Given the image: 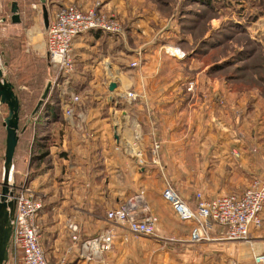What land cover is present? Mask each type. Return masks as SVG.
Instances as JSON below:
<instances>
[{"label": "crops", "instance_id": "0c3cea01", "mask_svg": "<svg viewBox=\"0 0 264 264\" xmlns=\"http://www.w3.org/2000/svg\"><path fill=\"white\" fill-rule=\"evenodd\" d=\"M46 1L55 4V10L75 1L86 11L92 3ZM151 5L150 0H106L103 9L123 24V35L92 32L76 38L74 70L67 78L70 87L65 88V79L57 82L56 103L44 105L33 132L25 129L19 137L16 158L19 150L26 156L23 139H42L38 148L49 129L52 140L60 133L51 152L58 153L52 156L56 158L52 168L32 180L43 202L37 217L40 245L52 262L66 257L68 264H98L78 260L70 251L69 224L80 229L82 238H92L107 227L108 211L140 191L147 209L157 217L158 234L166 223L175 229L190 224V231L194 226V222H181L162 198L166 182L194 208L197 192L206 198L240 194L250 178L264 180V102L257 104L253 116H248L253 119L248 120L242 108H234L232 120L228 118L225 107L217 103L225 99L224 93L214 99L216 104L212 100L196 103L199 98L193 89L183 86L186 77L181 68L190 67L192 59L188 64L171 49L162 50L161 39L169 28L163 11ZM10 16L9 9L8 20L1 19L9 39L6 48L20 53L22 23L13 24ZM38 54L47 61L45 35ZM134 62L139 65L132 67ZM111 84L115 85L112 91ZM128 92L139 98L126 102ZM73 94L80 98L74 115L80 112L81 116L76 119L63 114L64 100ZM136 152L140 157H135ZM261 217V228L251 235L257 253H264V207ZM208 235L211 241L192 244H218L223 249L217 240L222 235L219 227L210 228Z\"/></svg>", "mask_w": 264, "mask_h": 264}, {"label": "rangeland", "instance_id": "374dc122", "mask_svg": "<svg viewBox=\"0 0 264 264\" xmlns=\"http://www.w3.org/2000/svg\"><path fill=\"white\" fill-rule=\"evenodd\" d=\"M13 1L17 2L21 14L20 53L6 48L9 42L8 34L1 25L4 20L2 18L8 20L10 3ZM150 1L154 3L151 6L156 5L163 11V17L167 20L166 28H169L161 39V44L165 45L162 50L166 52V49H171V52H174L176 56L181 55L182 60L188 64L192 59L191 66L187 65L189 68L185 66L181 68L186 77L183 86L188 91L193 89V93L195 92L199 98L196 103L212 100L216 104L215 98L224 93L225 99L218 100L217 103L225 107L224 111L227 110L226 112L229 113V119L233 118L234 108L235 110L242 108L246 119H253L248 116H253L252 113L257 104L264 102V0ZM91 2L89 9L96 6L97 13L114 16L103 9L106 0ZM71 4L76 5V2L64 3V5ZM54 5L46 1L49 17L55 10ZM114 19L124 32L123 24L115 16ZM44 35L39 0H0V58L19 97L20 129L25 125L26 120L30 119V114L47 84H51V89L45 106H50L56 103V83L61 84L63 79L68 81L67 78L71 75L66 78L56 76L57 72L38 54L43 47ZM138 55L141 57L140 53ZM134 63L137 64L136 67L139 65V62ZM65 86V88L70 87L69 81ZM189 86H192L190 90ZM72 97H77V101L72 102ZM138 98L139 95L131 92L124 95L125 101L129 103ZM79 102L80 98L75 94L64 100V116H66L67 106L72 111L66 118L76 119L81 116L80 112L79 114L75 112L74 115L75 105ZM214 107L216 111H219L216 106ZM42 112L43 109L31 118L25 129L33 132L36 124L34 120L41 118ZM4 114L6 110L0 104V190L5 143V131L2 127ZM42 131L40 129V133ZM51 132L49 129L48 133L44 134L45 139L39 144H42V147L38 148L36 145L42 139L33 138L28 141L26 135L24 136L26 139H23L21 143H25L26 156L19 150L17 158L14 155L13 161L12 184L15 191L20 187L27 188L37 197L32 180L36 175L51 169L56 159L52 156L58 154L55 152L51 154V152L59 143L60 133L52 140ZM36 133L39 134V132ZM37 156H41L39 160L36 159ZM40 167H42L41 172L35 173ZM252 180L250 178L247 185ZM168 226L170 225L166 223L165 228L161 229L156 237L131 236L127 242H117L110 252L102 256L101 262L97 263L251 264V254L254 251L252 242L224 241L221 244L223 249L218 244H192L188 242L190 224L180 225L176 227L177 229ZM6 264H21V255L14 251L12 246Z\"/></svg>", "mask_w": 264, "mask_h": 264}, {"label": "built area", "instance_id": "2783aa9c", "mask_svg": "<svg viewBox=\"0 0 264 264\" xmlns=\"http://www.w3.org/2000/svg\"><path fill=\"white\" fill-rule=\"evenodd\" d=\"M96 8L95 6L82 11L74 4L62 5L49 20L48 31L45 33L46 59L57 72L56 76L66 78L72 73V45L76 38L92 32L123 35V30L114 16L97 13ZM136 65L131 64L132 67ZM188 88L190 90L192 86ZM76 101L77 97H72V102ZM71 113L67 106L66 116ZM135 154V157H140V152ZM16 193L11 243L12 249L21 255V264H68L66 257L57 262L48 260L42 250L41 230L37 223V217L43 209L42 201L27 188H17ZM161 196L181 222H194L190 231L191 243L211 241L208 232L215 226L222 232L217 240L251 243L252 233L262 225L264 180L260 178L253 179L240 194L206 198L201 192H197L194 208L189 206L168 182L165 183ZM106 219L107 227L87 239L81 237V231L75 224H69L68 228L72 233L70 251L76 253L78 260L86 263L101 262L102 256L110 252L117 242H127L131 236H157V217L147 209L142 191L128 198L119 208L108 211ZM119 230L122 232L119 233ZM251 264H264V253L252 251Z\"/></svg>", "mask_w": 264, "mask_h": 264}, {"label": "water", "instance_id": "95a60500", "mask_svg": "<svg viewBox=\"0 0 264 264\" xmlns=\"http://www.w3.org/2000/svg\"><path fill=\"white\" fill-rule=\"evenodd\" d=\"M41 5L42 24L44 32L47 33L49 26L48 11L46 0H39ZM10 20L13 24L21 22L17 2L13 1L10 5ZM115 88L110 85V90ZM51 84L48 83L42 92L39 101L30 114V119L36 116L43 109L49 96ZM0 104L5 108L6 114L2 117V126L5 131V143L3 151V165L1 171V190H0V264H6L9 257L11 243V227L14 220L17 195L15 187L9 184V176L12 173L14 155L20 135L25 131L29 120L20 129L21 105L19 97L15 92V87L6 73L4 64L0 58Z\"/></svg>", "mask_w": 264, "mask_h": 264}, {"label": "bare ground", "instance_id": "6f19581e", "mask_svg": "<svg viewBox=\"0 0 264 264\" xmlns=\"http://www.w3.org/2000/svg\"><path fill=\"white\" fill-rule=\"evenodd\" d=\"M9 184H11V182H12V173H11V175L9 176Z\"/></svg>", "mask_w": 264, "mask_h": 264}, {"label": "trees", "instance_id": "16d2710c", "mask_svg": "<svg viewBox=\"0 0 264 264\" xmlns=\"http://www.w3.org/2000/svg\"><path fill=\"white\" fill-rule=\"evenodd\" d=\"M193 208V207H192ZM84 239V238H83Z\"/></svg>", "mask_w": 264, "mask_h": 264}]
</instances>
